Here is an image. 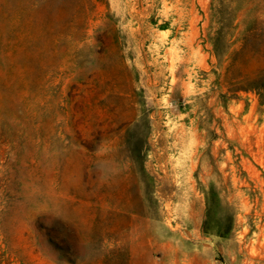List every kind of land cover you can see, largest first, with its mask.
I'll list each match as a JSON object with an SVG mask.
<instances>
[{"label":"rangeland","instance_id":"1","mask_svg":"<svg viewBox=\"0 0 264 264\" xmlns=\"http://www.w3.org/2000/svg\"><path fill=\"white\" fill-rule=\"evenodd\" d=\"M0 264H264V0H0Z\"/></svg>","mask_w":264,"mask_h":264}]
</instances>
